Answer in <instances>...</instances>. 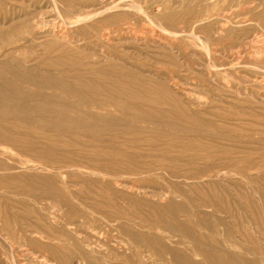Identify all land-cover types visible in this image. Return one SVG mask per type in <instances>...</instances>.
<instances>
[{"label":"rangeland","instance_id":"1","mask_svg":"<svg viewBox=\"0 0 264 264\" xmlns=\"http://www.w3.org/2000/svg\"><path fill=\"white\" fill-rule=\"evenodd\" d=\"M165 1L174 4L177 10L174 23L160 22L164 16L160 6ZM182 2L185 5L181 6ZM201 2L0 0V32L8 34L22 25L16 33L0 40V84L8 82L19 91L20 97L9 95L6 99L12 106L26 109L19 113L6 108L0 113V120L19 125L16 131L0 126V264H178L172 259L171 250H175L179 258L186 256L200 264H207L204 259L207 252L223 258L227 255L256 258L264 264V63L261 61L264 55H256L264 51V41L257 44L253 39L258 31L264 32V0H215L213 4L210 1L211 11L200 17ZM38 20L43 21L45 27L36 35L33 29L38 30ZM146 25H154L152 28L157 32L182 28L197 33L196 36H202L201 30L207 28L212 40L223 30L226 47L219 51L224 52L223 55L237 56L240 65L231 68L226 61L224 67L209 68L207 50L195 43L196 47L190 48L189 53L192 58L188 55L189 60L195 62L194 66L176 67L170 59L158 57L161 52L156 45L136 43L135 38ZM53 30L63 31V38L52 37ZM101 30L109 33V44L101 39L106 35ZM66 39L70 45L65 43ZM52 40L67 45L72 57L81 64L125 65L134 73L160 81L167 80L169 73L178 76L181 88L170 89L173 96L200 112L199 120L206 133L197 136L205 143L228 150L225 158L242 160L220 172L203 175V171L217 168L185 158L143 154L146 162L162 158L166 166L177 169L178 176L159 170L151 175L121 178L106 175L95 164L80 159L83 149L46 146L49 141L71 137L70 133L54 128L57 121L52 109L77 102L70 101L62 87L39 89L22 83L5 68L9 64L16 67L15 61L3 55L18 50L14 55L16 59L40 71L35 63L40 57L46 62L57 60L55 55H43L44 45ZM236 40H239L238 47L230 49ZM181 47L175 45L173 53ZM173 55L179 63L183 62L182 56ZM66 60L62 57L58 69L41 71L60 78L68 87L73 84L81 64L71 66ZM73 88L78 89L74 84ZM43 90L49 95L47 99L27 96ZM73 107L77 110V106ZM104 137L107 138V134ZM139 159L134 156V164ZM132 182L142 188L140 194L115 185ZM51 187L55 191L50 192ZM56 189L70 206L55 196ZM35 197L46 200L37 201ZM106 217H128L129 220H119L113 226ZM74 222L76 225L69 224ZM109 254L119 258H100Z\"/></svg>","mask_w":264,"mask_h":264},{"label":"bare ground","instance_id":"2","mask_svg":"<svg viewBox=\"0 0 264 264\" xmlns=\"http://www.w3.org/2000/svg\"><path fill=\"white\" fill-rule=\"evenodd\" d=\"M128 1L129 0H127V2ZM210 1L212 3V1H215V0H202L201 3L203 7H202V10L199 12L200 17L204 16L205 13H208L211 11L210 10L211 8L208 6V3ZM235 1L240 2V0H235ZM180 5L181 6L185 5V2L180 3ZM173 7H174V4L167 3L166 1L160 6L161 10H163L164 12V16L162 20L160 21L162 24H168V23L171 24L177 20V16L175 14L177 10L174 9ZM88 15H91V14H88ZM122 17H125V16H122ZM117 18L119 19V17ZM20 27L18 28L14 27L10 32H8V34H7V31L0 32V40H2L5 36L9 34L13 35L19 30ZM43 27H45L43 21L38 20L36 22V28H38V30L33 29V31L36 32V35H39L41 34L40 31ZM46 27L48 28V26ZM90 27H92V24L90 25ZM93 27H94V24H93ZM152 27H155V26L153 25ZM152 27L149 25L144 26L143 32L140 35L137 34V36L138 35L139 36L135 38L136 43H140V44L142 43L144 45H149V44L156 45L158 50L161 52V54H159L158 57L170 59V61L176 67L183 68L184 66H189V67L194 66L195 62H193L192 59L189 60V56L190 58H192V55H190L189 53H190V48L196 47L195 43L200 45V47H202L203 49L207 50L209 61H210L207 63V67L209 68L210 67H213V68L224 67L226 66L225 64L226 61L228 62L231 68H237L240 65V58L234 55L233 57L228 56L226 54L223 55L224 52L219 51L221 47H224V49L226 47V43H223L224 42L223 38L225 37V33L223 30H222V33H219L215 37L216 38L215 40H212L211 35L209 34V31H208L209 29L207 28H204L201 30L200 33H202L201 34L202 36H196L197 33L189 32L188 30H184L182 28L176 31L166 30V32H163V30H161L162 32H157ZM59 28H62V27H59ZM44 29L46 30V28ZM93 30L95 32V29ZM133 30H135V28ZM101 31L103 32V30ZM52 33H53L52 37H55L56 39L63 38L62 37L63 31L61 33L59 30L58 31L53 30ZM103 33H106V32H103ZM107 33L106 35L105 34L102 35L101 39H104L103 41H106V43L109 44V40L111 39V37L109 36V33L108 34ZM112 33H115V32H113L112 30ZM263 33L264 32L258 31L257 33L254 34L253 39L255 43L257 44L263 43L264 41ZM179 37H184V38L179 39ZM67 40L68 39H66L65 43L69 41ZM62 41L64 42V40ZM238 41L239 40H236L233 43L234 45L233 44L230 45L232 46L230 49L238 47L237 46L239 44ZM33 42H35V39L33 40ZM175 45H180L183 47H181V50L173 53L175 49L174 48ZM221 49L223 50V48ZM17 52L16 50H13L3 55L4 57L11 58L12 60L15 61L16 67L14 66L12 67L10 66V64L5 66L6 69L7 68L10 69L11 72L8 70L9 73H11L15 78H17L22 83L25 82L31 86H37L39 89H41V87L43 86L44 87L54 86L58 88L62 87L64 94L68 95L70 101H72L71 99H74L77 102V104H73L74 106H77V110L73 109L74 108L73 105H67L66 103H65L66 105H63L59 109H54V110L52 109V111L55 112V121H57L56 122L57 124H54L55 125L54 128L56 130L70 133L71 137L69 138V140L67 139L66 140L58 139V140H53V141L51 140L52 142L50 141L47 142L46 146L55 145V146H60V147H65V148L69 146H74V147H77L80 151L83 149L82 150L83 152H80L79 154L80 159H83L85 161H89L95 164L97 166V169L106 175L120 176L121 178L122 176L139 177V176H143L147 174L151 175L152 173H155L159 170L161 171L164 170L170 175L177 177L178 176L177 169H172L169 166H166L165 161L162 160V158L164 157H172L174 159H181V158L190 159L191 162L204 163L209 166L213 165L214 168H217V170L215 171L212 170L213 168L209 170H205L203 171L204 173L203 175H208L210 174V172H220L219 170H222V169L224 170L226 168L232 167L242 160L240 157H235V158L232 157L229 159L225 158L224 156L228 153L227 152L228 150H226L225 148L221 146H217L214 143H209V144L205 143L204 139H201L199 138V136H197L199 134L206 133V128L203 122L199 120L200 112H198V110H194L191 104L190 105L184 104L179 98L173 96L171 89L179 90L181 88L179 77L175 76L173 73H169L167 80L165 81H160L158 79H156L157 80L156 81L155 79L149 76H146L140 73H134L133 71L129 70L125 65L116 66L109 62L107 64H101V63H95V62H92L89 64H81L78 61L79 59L77 60L74 57H72V50L67 45L62 44V42H59L58 40H54V41L52 40L51 42H48V44L44 45L43 55L46 57L55 55L57 56L55 57L57 60L55 61L52 59L53 61L48 60V62H46V61H41L42 59L40 57V59L36 60L37 62H35L36 66L40 68V71L35 66H34L35 68H28L27 66H24L25 63L23 61L15 58L14 55ZM173 54H177V57L182 56L181 58L183 59V62L179 63V60L176 59V57H174ZM256 55L257 56L261 55V57H263L264 51H258ZM62 57L63 59L65 57L67 59L66 60L67 63L70 64L71 66H76V65L79 66L81 64L78 72L75 74L76 78L73 81V84L78 87L77 90L73 88L72 82L67 87V85H64L63 81L60 78L58 77L52 78L50 75H46L44 71H41V69L42 70L50 69V68L58 69L62 65V61H60L62 60ZM40 61L42 63H40ZM261 61L262 63H264V60H261ZM38 63H40L41 65H38ZM7 83L8 82H6V84H0V113L3 112V110L5 112L6 108L8 109V111H12V112H19V113L25 112L26 109L12 106L11 103H9V100L6 99V97L7 98L9 97V95L12 98L20 97V94L18 93L19 91L16 92V89L13 87H10ZM46 93L47 92L46 91L44 92L43 90L38 93L31 92L30 94L28 95L26 94V95L28 96V98H32V97L40 98L41 100V98L47 99L49 97V95H47ZM63 102H64V99H63ZM0 126L6 127L7 129L15 130V131L17 130V128H19L18 124L8 123L4 119L0 120ZM106 134H107V138L104 137V135ZM37 136H40V135H37ZM4 141H6V139ZM86 149H89V150H86ZM191 152H193V154ZM143 154H146L148 156L160 155L159 157H162V158L155 159V161L146 162V161H143L142 159ZM134 156L140 158L139 159L140 161L137 160L136 164H134L133 162ZM115 185L118 187H121V186L125 187L130 192L136 195L140 194L142 190V188H140L135 182H132L124 186L122 183H117ZM48 189L50 190V192L55 191L53 187L48 188ZM58 190L56 191L55 196L59 200L62 199L64 203H67V199ZM35 198L37 201L46 200L42 197H35ZM51 199L52 198L50 197V200ZM70 205L71 204H68V203L66 204V206H70ZM106 218L108 219V222L113 226L114 225L116 226L119 223V220L121 221L129 220L128 217H118L116 219L113 217H106ZM69 224L76 225V222L69 223ZM122 227L123 226H119V228H122ZM99 239L100 238H98V240ZM174 251L175 250H171L170 253L173 255L172 259H174L176 263L178 264H200L196 262L195 260H193L192 258H187L186 256L179 258L177 256L178 253H175ZM69 255L72 256L71 254ZM100 258H119V257H114L113 254H109L107 256H102ZM121 258H124V256H121ZM204 259L207 262V264H260L259 259L257 260L256 258L253 260L241 259V258H236L234 255H231V256L227 255L226 258L225 257L223 258L221 256H215L213 253L211 254V252H207V258H204Z\"/></svg>","mask_w":264,"mask_h":264}]
</instances>
